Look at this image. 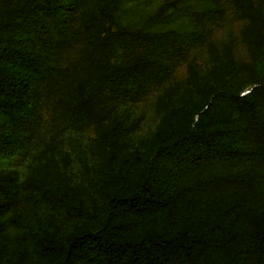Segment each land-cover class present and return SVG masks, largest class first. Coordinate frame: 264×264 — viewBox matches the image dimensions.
<instances>
[{"label": "trees", "instance_id": "obj_1", "mask_svg": "<svg viewBox=\"0 0 264 264\" xmlns=\"http://www.w3.org/2000/svg\"><path fill=\"white\" fill-rule=\"evenodd\" d=\"M0 4V151L28 139L40 90L50 95L64 76L60 101L69 117L96 123L109 117L100 139L106 156L92 183L99 199L71 184L53 156L41 178L19 182L14 170L0 168V264L11 253L5 226L25 217L17 210L21 201L46 209V230L32 245L20 242V264H264V81L245 92L223 83L228 72L252 65L226 62L212 68V81L199 83L189 63L190 86L180 101L202 109L193 118L173 106L160 117L161 134L142 150H126L127 123L105 107L110 97L136 95L166 79L209 32L205 21L221 11L215 1L162 0L141 24L121 20L123 0ZM233 4L246 20L250 54L261 56L263 1ZM180 14L186 23L153 26ZM78 43L82 64L74 72L58 60ZM236 138L238 145H229ZM158 157L170 163L158 164ZM209 197L231 199L203 206ZM54 212L73 217L70 232L61 233Z\"/></svg>", "mask_w": 264, "mask_h": 264}, {"label": "rangeland", "instance_id": "obj_2", "mask_svg": "<svg viewBox=\"0 0 264 264\" xmlns=\"http://www.w3.org/2000/svg\"><path fill=\"white\" fill-rule=\"evenodd\" d=\"M161 1L123 0L124 7L119 12V16L123 22L141 24ZM213 1L219 5L221 11L215 19L205 21L209 32L188 48L166 79L160 83H149L139 94H122L106 100L105 107L108 108L109 114L115 113L122 122L127 123L123 131L127 140V151L134 148L142 150L145 143L158 137L161 134L160 117L173 106L180 107L187 116L193 118L202 109L201 104L193 101L189 103L180 101L181 90L190 86L188 82L189 63L195 64L199 83L206 78L212 81V68L219 69L226 62H230L234 67L241 63H249L254 71L250 70L252 67L250 66L228 72L223 77L225 86L245 92L258 83V80L264 81V53L261 56L250 54L242 34L246 20L237 14L233 0ZM262 1L264 3V0ZM187 20V15L180 14L168 22L153 23V26L161 28L166 25L178 26L180 23H186ZM75 26L79 27L78 22ZM79 29L82 30V27ZM81 47L82 44L78 43L61 52L59 65L68 66V70L79 72L82 64ZM59 81L60 85L50 95H45L44 91L40 90L35 123L28 139L20 146L0 151V168L14 170L19 182L30 176L41 178L45 173L46 159L53 156L71 184L83 191L91 192L99 199L98 194L93 190L92 183L95 169L106 156V150L100 139L102 126L106 124L109 117L99 123L69 117L65 112L63 102L60 101L61 96L67 95L68 80L64 76ZM167 93L172 94L170 101L163 99ZM229 145L237 146L238 138ZM155 162L170 163L163 157L155 158ZM261 171L264 173V168ZM230 199V197H225L222 200H216L214 197H209L203 206L220 202L227 205ZM17 210L23 212L25 217L17 226L8 224L5 226L11 251L5 264H20V242L25 240L32 245L46 230V209L44 207L21 201ZM53 215L61 224L63 235L72 230V216L56 212ZM25 264H32V262L28 261Z\"/></svg>", "mask_w": 264, "mask_h": 264}]
</instances>
